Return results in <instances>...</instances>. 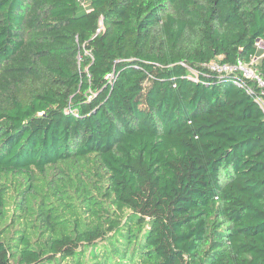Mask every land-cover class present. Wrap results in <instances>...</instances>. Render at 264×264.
<instances>
[{
    "label": "trees",
    "instance_id": "trees-1",
    "mask_svg": "<svg viewBox=\"0 0 264 264\" xmlns=\"http://www.w3.org/2000/svg\"><path fill=\"white\" fill-rule=\"evenodd\" d=\"M253 58L264 0H0V264H264Z\"/></svg>",
    "mask_w": 264,
    "mask_h": 264
},
{
    "label": "built area",
    "instance_id": "built-area-1",
    "mask_svg": "<svg viewBox=\"0 0 264 264\" xmlns=\"http://www.w3.org/2000/svg\"><path fill=\"white\" fill-rule=\"evenodd\" d=\"M257 60L253 58L249 63L238 60L235 64H212L210 69L216 71L218 74H241L243 79L250 80L255 85V90H248L249 93L254 94L255 101L260 105L264 111V77L256 69ZM241 87L245 85L239 83Z\"/></svg>",
    "mask_w": 264,
    "mask_h": 264
}]
</instances>
